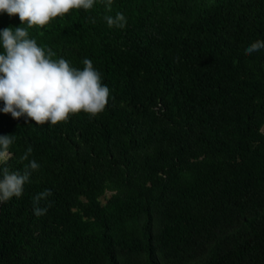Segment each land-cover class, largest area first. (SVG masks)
<instances>
[{
  "label": "trees",
  "instance_id": "obj_1",
  "mask_svg": "<svg viewBox=\"0 0 264 264\" xmlns=\"http://www.w3.org/2000/svg\"><path fill=\"white\" fill-rule=\"evenodd\" d=\"M107 2L43 28L0 13V30L28 28L80 70L90 59L110 89L94 118L0 111L14 136L0 169L40 165L0 203V264H264V49L245 55L264 41V0ZM117 12L123 29L104 19Z\"/></svg>",
  "mask_w": 264,
  "mask_h": 264
},
{
  "label": "clouds",
  "instance_id": "obj_2",
  "mask_svg": "<svg viewBox=\"0 0 264 264\" xmlns=\"http://www.w3.org/2000/svg\"><path fill=\"white\" fill-rule=\"evenodd\" d=\"M96 0H0V13L10 17L18 16L21 24L27 22L28 28L50 24L57 17H63L72 9L89 10ZM112 0L106 7L111 10ZM109 28L126 27L123 13L105 16ZM94 22V21H93ZM28 28L17 27L0 30V101L4 114L13 119L26 118L36 125L49 123L57 125L67 122L70 114L85 113L91 117L101 114L110 97V89L102 82L101 73L90 59L83 60V70L72 67L69 61L54 60L51 49L41 48L35 39H30ZM264 49V41L258 40L245 49L251 55ZM14 136H0V164L6 165L12 158L9 151ZM33 149L28 147L20 157L29 160ZM40 168L35 161H29L23 172L0 169V203L13 197L20 198L23 186L29 182L33 171ZM52 195L45 189L33 198V214L41 217L47 214L48 207H40V201Z\"/></svg>",
  "mask_w": 264,
  "mask_h": 264
},
{
  "label": "rangeland",
  "instance_id": "obj_3",
  "mask_svg": "<svg viewBox=\"0 0 264 264\" xmlns=\"http://www.w3.org/2000/svg\"><path fill=\"white\" fill-rule=\"evenodd\" d=\"M108 196H109V193L106 192L104 197H108ZM100 200H101V202H103V198H101Z\"/></svg>",
  "mask_w": 264,
  "mask_h": 264
}]
</instances>
